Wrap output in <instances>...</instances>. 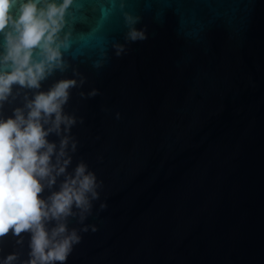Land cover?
Instances as JSON below:
<instances>
[{
  "label": "water",
  "instance_id": "obj_1",
  "mask_svg": "<svg viewBox=\"0 0 264 264\" xmlns=\"http://www.w3.org/2000/svg\"><path fill=\"white\" fill-rule=\"evenodd\" d=\"M60 35L65 70L14 84L0 119L77 81L76 123L46 139L70 135L66 172L86 164L98 198L67 219L81 240L66 264H264V0H73ZM29 241L0 237V261H26Z\"/></svg>",
  "mask_w": 264,
  "mask_h": 264
},
{
  "label": "clouds",
  "instance_id": "obj_2",
  "mask_svg": "<svg viewBox=\"0 0 264 264\" xmlns=\"http://www.w3.org/2000/svg\"><path fill=\"white\" fill-rule=\"evenodd\" d=\"M72 2L0 0V34L4 37L0 104L12 95L14 84L38 90L54 71L65 70L60 33ZM127 36L132 42L146 39L135 27ZM117 48L120 55L123 48ZM76 86L75 79L59 80L48 91H37L24 108L14 109V118L0 119V237L10 231L17 237L30 233L29 258L21 264H66L73 246L81 240L75 229H68L67 219L79 215L83 221L85 213L91 211L92 200L98 198L96 176L86 164L81 162L73 173L66 172L71 163L70 135L62 137L58 151L56 144L46 139L51 133L60 135L62 125L63 132L68 133L76 123L63 112L69 89ZM96 94V90L89 93ZM75 150L73 141L70 151ZM61 175L65 178L59 190L41 198L44 189H51ZM52 221L55 226L48 229L46 224ZM17 243H22V238ZM17 259L18 255L11 253L0 264H13Z\"/></svg>",
  "mask_w": 264,
  "mask_h": 264
}]
</instances>
